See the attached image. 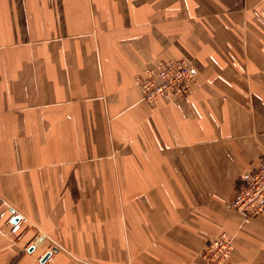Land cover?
I'll return each mask as SVG.
<instances>
[{
    "label": "crops",
    "instance_id": "obj_1",
    "mask_svg": "<svg viewBox=\"0 0 264 264\" xmlns=\"http://www.w3.org/2000/svg\"><path fill=\"white\" fill-rule=\"evenodd\" d=\"M262 0H0V264H264L228 206L264 158ZM185 59L170 101L135 77Z\"/></svg>",
    "mask_w": 264,
    "mask_h": 264
},
{
    "label": "built area",
    "instance_id": "obj_2",
    "mask_svg": "<svg viewBox=\"0 0 264 264\" xmlns=\"http://www.w3.org/2000/svg\"><path fill=\"white\" fill-rule=\"evenodd\" d=\"M264 5V0L261 2ZM197 76L195 66L185 60L156 61L146 66L136 77L135 84L141 99L153 103L158 98L176 101L185 97L191 90ZM230 209L250 219L264 212V158L254 167L228 200ZM12 236L20 237L22 228L28 221L13 210L0 211ZM232 239L221 233L207 241L201 257L205 264H223L227 258Z\"/></svg>",
    "mask_w": 264,
    "mask_h": 264
},
{
    "label": "bare ground",
    "instance_id": "obj_3",
    "mask_svg": "<svg viewBox=\"0 0 264 264\" xmlns=\"http://www.w3.org/2000/svg\"><path fill=\"white\" fill-rule=\"evenodd\" d=\"M221 234V233H220ZM205 246V245H204Z\"/></svg>",
    "mask_w": 264,
    "mask_h": 264
}]
</instances>
